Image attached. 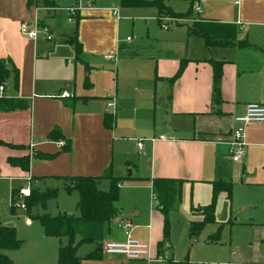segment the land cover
I'll list each match as a JSON object with an SVG mask.
<instances>
[{
    "label": "crops",
    "instance_id": "crops-1",
    "mask_svg": "<svg viewBox=\"0 0 264 264\" xmlns=\"http://www.w3.org/2000/svg\"><path fill=\"white\" fill-rule=\"evenodd\" d=\"M173 1L176 0H164V4L176 13L171 9ZM182 1L187 3L185 12L189 7L192 9L193 4L198 5L200 12L192 13L194 19L237 25L240 29L238 39L246 38L257 46L251 48L256 49V66L261 74L264 70V0ZM89 2L91 7H80L77 13V40L81 45L82 56L81 60H76L64 37L59 45L51 47L49 43L52 41H45L42 35L32 41L20 33V27L25 23L36 20L44 25L43 20L38 21L39 10L44 9L49 15V11L55 7H27L25 0H0V59L8 62L6 67L9 70L7 78L0 85V96L26 102L25 108L21 110L0 112V178L5 181L24 182L23 178L28 175L31 178L30 188L42 191L40 189L53 182L62 184V178L65 177L99 176L112 162L110 145L115 139L113 130L116 116L125 113L129 117L139 118V102L142 98L140 86L132 84L123 87L121 93L120 85L116 84L112 91L113 80L106 69V63L113 65L114 62L106 57L117 55L120 50L117 37L107 29L113 23L110 17H115L108 6L110 1L92 0L87 3ZM110 28L115 30L113 25ZM214 49L206 51L209 53ZM54 55L60 57L57 64L60 68L50 71L48 62ZM211 57L186 58L190 62L168 98L171 108L167 111L175 118L172 125L168 126L169 137L158 135L161 130H155L150 138H143L154 139L153 143L146 142V147L143 144L140 150L151 163V179H174L181 183L190 182L191 186L208 184L210 188L213 182L219 180L231 182L228 178H222V171L217 168L221 169V158L231 162L226 143L229 132L235 126L233 119L242 115L249 103L264 105V94L254 90L245 94L238 89L237 67L232 57L223 55L222 51L213 52ZM208 59L225 62L219 103L213 102L211 97V68L203 62H194ZM179 60L170 61L169 71L160 72L159 78L174 75ZM115 66L116 76L118 67L116 64ZM101 68L105 69L109 84L100 83L99 75L104 72ZM80 70L88 71V74L84 78L80 77ZM154 70L156 71V67ZM189 70L194 72L196 78L186 81L184 78ZM86 77H89V82ZM63 92L68 93L69 98H61ZM111 102L115 105L114 110L108 107ZM105 114L114 116L112 129L103 124ZM182 119L185 120L184 124L181 123ZM53 128H58L64 139L49 138L48 134ZM66 140L71 142L69 153L62 151ZM133 140L136 142L138 139ZM245 144V157L241 163H233L240 167L242 174L238 186L250 191L255 198L260 192L259 198L264 205V124H253L245 128ZM8 158L26 159L27 168L25 161L12 166L7 162ZM128 163L125 168L129 169V177L145 179L134 175L136 167L132 166V170L131 163ZM127 175L113 173V176L119 178L128 177ZM150 180H146L148 187L151 186ZM155 202V209L152 207L145 218L136 203L132 206V215L121 212L116 204L119 214L106 225L102 239L103 243L124 242L130 238L146 244L149 246L152 262L145 259L127 261L121 256L102 255L99 260H82L80 264H165V260L171 256L167 247H162L164 251L161 254L162 250L159 252L157 246L162 241L163 229L162 232L156 231V224L163 222L164 215L159 210L156 199ZM261 204L257 199L249 204L252 211L247 220L240 223L238 214V219L236 215L232 222H227L233 232L225 250L202 259L189 260L187 264H264V208L260 207ZM25 219L29 222L28 218ZM120 222H128L129 229L119 227Z\"/></svg>",
    "mask_w": 264,
    "mask_h": 264
},
{
    "label": "rangeland",
    "instance_id": "rangeland-1",
    "mask_svg": "<svg viewBox=\"0 0 264 264\" xmlns=\"http://www.w3.org/2000/svg\"><path fill=\"white\" fill-rule=\"evenodd\" d=\"M37 1L38 6L42 5V0ZM50 1L53 2L55 8L49 11V15H47L46 10H39L38 21L43 20L45 23L43 26L51 32L53 39L49 46L53 47V45H59L61 39L74 29L76 20L75 18L69 20L64 7L74 6L78 0ZM88 1L92 0H79L80 7L86 8ZM106 1H110V5H108L110 9H117L118 11V19L110 17L113 23L107 28L108 31H113L120 47L117 55H115L117 61L112 62L113 65L106 63V69L111 73L113 80L112 91L115 90L116 84L120 85L119 91L121 93H123V87L137 84L140 86L142 97L139 102L141 113L138 119L129 117L125 113L116 116L113 130L115 139L112 146L110 145L112 172L115 175H127L129 169L125 166L129 162L131 163L130 169L133 170L132 166H136L134 175L150 180L151 163L145 157V153L136 148V142L133 139L150 138L155 130H161L158 135H167L170 132L168 126L169 124L172 125L175 118L167 111L171 108V101L168 98H170L171 90L175 88L176 82L181 78L180 76L178 79L171 81L170 78L173 74L169 75V78H159L160 72L169 71L170 61L176 60L177 62L183 58H210L213 52L222 51L223 55L232 57L234 65L237 67L238 89L245 92V94L253 90L261 91L264 94V70L261 71V74L259 73L256 66L258 62L255 57L256 49L254 50L251 47L245 48L243 51L221 47L208 53L201 40L188 38L185 34L186 26L193 25L196 19H179L177 25L169 24V30L164 31L160 28L159 19L154 8H123L120 6L119 0ZM172 5L171 9L176 13H184L187 9V3L182 0L173 1ZM112 25L115 30L110 28ZM41 35L39 34L38 38L43 36ZM127 41L131 42L128 43ZM247 41L252 47H257L250 40ZM232 59L225 60L231 61ZM59 62L60 57L57 55L51 56L50 62H48L50 71L60 68L57 65ZM115 64L118 67L116 76L114 74ZM154 67H156V71ZM101 69L104 72L99 75L100 83L109 84L105 69ZM86 74H88V71L83 72L80 70V77L84 78ZM86 78L89 82V77ZM195 78L194 72L189 70L184 79L190 81ZM131 97H133V94ZM184 121L182 119L181 123L184 124ZM145 143L143 144L146 147ZM219 164L221 169L217 168V170L222 171L223 177H221L228 178L234 184L230 198H227L226 194L220 193L215 202L214 220L220 226V240L218 241L220 245L207 242V238L213 236L218 229V224L215 223L204 225L195 237L189 236V224L199 222L202 219L192 209H196L198 205L207 204L210 201L211 188L208 184H193L191 186L190 182H184L181 185L179 200L175 196L167 216L162 217L163 222H157L156 224V231L161 230L162 232L164 223H166L165 247L169 246V256L174 260H182L184 257L187 261L202 259L225 250L228 239L232 237L233 232L227 222H232L236 215L238 219V214L240 223L242 220H247L252 211L249 204L256 201V199L259 200L260 204L262 203L261 198H259L260 192L257 193L255 198L250 191L238 186L242 175L240 167L225 158H221ZM22 186H25V182L16 180L8 182L4 178H0V223L2 225L7 224V222L12 224L15 230V238L20 242L17 250L4 251L3 254L14 264H56L59 244H66L67 240L66 238L59 240L45 237L36 216L41 214L55 216L63 212L78 216L79 213L76 209L78 194L75 191L67 192L63 188V184L53 182L51 185L48 184L40 189L43 191L48 188L57 191L55 198H49L44 208L40 206L31 207L26 211L18 207L12 213L9 206L10 190L13 187ZM98 188L102 191L107 190V182L101 181ZM16 202L21 203L22 201L16 199ZM135 203L144 218L152 207L155 209L156 202L151 194L150 187H148V181L123 180L118 190L117 206L121 212L132 215V206ZM260 207L264 208V205L261 204ZM25 218H28L29 222ZM105 232L106 230H104ZM194 240H197V242H194ZM90 250L91 245H82L78 248L77 254L81 256Z\"/></svg>",
    "mask_w": 264,
    "mask_h": 264
},
{
    "label": "trees",
    "instance_id": "trees-1",
    "mask_svg": "<svg viewBox=\"0 0 264 264\" xmlns=\"http://www.w3.org/2000/svg\"><path fill=\"white\" fill-rule=\"evenodd\" d=\"M26 6H38L37 0H25ZM120 6L123 8H155L157 10V17L170 16L177 19H194L192 17V9L189 7L185 13H173L165 6L164 0H119ZM41 8L53 7V2L50 0H42ZM39 7V6H38ZM75 18L74 29L68 35L64 36V41L69 45L73 51L76 60H81L82 50L81 45L77 40L78 30V14ZM186 34L191 38H198L203 41L206 50L217 47H234L243 49L251 47L246 39H238L240 29L235 24L220 23L215 21H204L196 19L195 23L186 26ZM189 59L183 58L179 60L175 74L170 78L171 81L178 79ZM194 62H203L208 64L211 68V97L213 102H220L221 78L222 68L225 62L216 61L212 59L198 60ZM7 61L0 59V85L5 81L9 74L7 69ZM86 82V81H85ZM88 83H85L87 85ZM77 98V97H76ZM83 101L85 98H82ZM26 102L21 99L6 98L0 96V112H11L25 108ZM216 113V112H215ZM216 114H221L217 112ZM103 124L106 128L112 129L114 125L113 114H105L103 116ZM49 138L64 139L58 128H53L49 134ZM63 152L71 151V142L66 140ZM23 161L25 168H27V160H15L8 158V163L12 166L20 165ZM130 165V163H128ZM136 167V166H134ZM130 179L136 181H146L147 179H140L131 177H115L112 173L111 165H109L99 176L90 177H65L62 178L63 188L67 191H75L78 194V201L76 209L79 215L73 216L67 213H59L55 216L49 214H41L36 216L43 230L45 237L62 239L66 238V244H59L57 252L56 264H80L82 260H99L102 258L101 244L105 226L118 216L119 209L117 208L118 190L123 180ZM108 182V188L102 191L98 188L101 181ZM151 193L158 202V208L166 217L171 205L174 202L175 196L180 198L181 181L174 179L153 178L150 180ZM210 201L205 206L193 209V212L199 214L202 219L199 222H191L189 224V236L195 237L204 225L215 223L214 211L216 198L220 193L227 195L230 198L233 184L227 181H216L211 184ZM17 189H12L10 194V210L13 213L15 208L13 206L16 200ZM56 189L46 188L43 191L31 189L29 198L24 200L25 210L28 211L31 207H45L46 201L49 198H55ZM218 227L213 236L207 238V242L217 244L219 239ZM167 225L164 223L163 239L158 243L159 252L162 247H165ZM82 245H91L92 249L83 257L77 254V250ZM20 242L15 238L14 227H8L0 224V264H14L6 255L4 251H15L19 248ZM169 248V246L167 247ZM166 248V249H167ZM164 249L161 251L163 253ZM188 261L184 257L181 261H173L171 258L165 260V264H187Z\"/></svg>",
    "mask_w": 264,
    "mask_h": 264
},
{
    "label": "built area",
    "instance_id": "built-area-1",
    "mask_svg": "<svg viewBox=\"0 0 264 264\" xmlns=\"http://www.w3.org/2000/svg\"><path fill=\"white\" fill-rule=\"evenodd\" d=\"M91 7V3L86 5ZM80 9L79 0L74 6L65 8L68 18L71 21L77 15L78 10ZM200 9L197 4H193L192 13L198 14ZM112 14L118 18L117 9H112ZM179 19L170 17V16H161L159 17L160 28L164 31L169 30V24L177 25ZM182 21V20H181ZM20 33L27 39L35 41L39 34L44 36L45 41L50 42L53 39L51 32L43 25H40L36 20L33 22L25 23L20 27ZM129 41V39H127ZM107 60L116 61L115 54L108 55ZM2 92V87L0 86V93ZM61 98H69V94L63 92L60 95ZM108 107L115 109L113 102L108 104ZM234 128L229 132V140L226 145L228 148V155L232 163H241L245 157V128L253 124H264V105L259 103H249L245 106V111L242 115L234 117ZM163 139V137L161 138ZM144 142H154V139H140L136 141V147L138 150L143 148ZM25 186L19 187L17 189L16 199L21 200V203L14 201V208H20L25 210L24 200L29 198L31 194V178L27 175L23 178ZM118 226L127 230L130 227L128 222H120ZM101 252L105 256H121L127 261H138L143 260L147 262H152V259L149 255V246L143 244L137 240L127 238L124 242H114L107 241L101 244Z\"/></svg>",
    "mask_w": 264,
    "mask_h": 264
},
{
    "label": "water",
    "instance_id": "water-1",
    "mask_svg": "<svg viewBox=\"0 0 264 264\" xmlns=\"http://www.w3.org/2000/svg\"><path fill=\"white\" fill-rule=\"evenodd\" d=\"M128 177H129V174L127 175ZM6 226H8V227H13V225L12 224H5Z\"/></svg>",
    "mask_w": 264,
    "mask_h": 264
}]
</instances>
